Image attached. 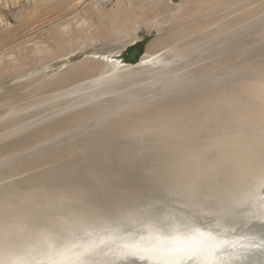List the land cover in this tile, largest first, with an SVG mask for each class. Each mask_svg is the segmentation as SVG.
<instances>
[{"label":"rangeland","instance_id":"374dc122","mask_svg":"<svg viewBox=\"0 0 264 264\" xmlns=\"http://www.w3.org/2000/svg\"><path fill=\"white\" fill-rule=\"evenodd\" d=\"M33 1L32 0H0V32L2 31L0 33V53L1 52L6 53V55L8 54L7 56H9L12 59L13 55L11 52L16 51L15 55L21 58L19 59L16 56H14V58L16 57L17 60H20L16 62L17 64L14 62L13 63L14 66L12 65V63L11 64L9 63V61L12 62L13 60H9L7 64L11 65V66L9 65L10 68H8V66H6L5 63L7 62L6 61L7 58H5L6 60L2 59L5 63L4 64L5 66L3 64L0 65L2 67L4 66L3 69H5L3 71L0 67L1 70L0 107L1 105L2 108L3 106L5 107L3 109L2 108L0 109L1 111L0 112V123H1L0 124V264H16V262L17 264L20 263L26 264L29 261V258H32L31 253L27 252L28 248L32 245H35V243L36 244L38 243V245H40L46 242L47 240H50L51 238L48 236L59 239L58 241L54 242L52 248L53 252H51L52 256L49 257L51 259L54 258L53 262L52 260L34 261L32 264H67L66 256L70 253L61 255L59 251L62 247L61 240H64V238L67 237V234H69V232L72 231V230L69 231L70 229L72 228L82 229V227L85 226L86 223L85 221L82 220L83 218H81L85 212H87V214L90 215L98 214V217L104 219V222H108V221H110L108 223L113 222V224L112 223L110 224V226L112 225L111 227L109 226V224L107 225V227H110L111 229L112 227H115L117 223L119 224V226H121L119 220L117 222V219H119L118 217L117 218L115 217L117 223L116 222L114 223V219L112 217L113 214L114 216L115 215L119 216V214H122L124 211L128 209H135L137 208V206H139L138 208L141 210V211L139 210V212L142 213L141 217L144 220L150 219L149 220L150 222L147 220L148 223L160 227L158 232L157 231L158 227L156 226L155 231H157L158 233H155V231H152L153 225L152 226L150 225L151 229L149 232L150 233L152 232V235L150 236H153V234H157L156 236L160 235V237L163 236L162 238L163 239L166 238L165 239L166 242H168L169 240H167L165 233L171 232L174 234L176 230L180 228L183 222L196 224L197 226L210 225L211 227H213L214 225L215 226L214 228L222 232L223 237H229V238L239 237L231 245L228 246H231V249L233 248V250H237L235 248L239 247L240 250L234 251V253L225 252L222 250V252H219L218 256H216L217 255L216 254V255H212L209 258H206L210 261V264H264V220H262L264 218H261V220L253 219L254 217L253 214L256 215L257 218L264 215V205H262L264 204L263 203L264 184L261 185L262 187L260 186V188H258V191L257 190L256 192L253 191L254 193L251 190V194H250V191L247 190L250 194L249 195L250 197L247 196L246 198L247 202L245 201V199L243 200L244 202H242V200L239 199L240 202H242L240 204L238 203L239 200L237 201L236 207L241 205L243 206V208L242 207L236 208L235 206L232 205L233 209H236V211L240 208V210L237 211L238 215L234 214L233 216H239V213L241 212L240 214L242 216L240 215V218L241 217L245 218L247 214L253 213L252 216H250L246 220V221L252 220L250 223L251 225L247 229L244 228L245 231L242 232V229L240 230L237 227L234 226L232 227L229 224H227V222L229 221L227 218L224 219L221 218L222 216L221 214L223 215L227 214L228 216V211H229L228 209H223L225 212H221V214L217 215V212L214 211L215 207H212L211 205L202 206L203 204L201 203L202 199H198L195 197L190 199L189 197L185 196V194H178L176 192L177 190H175L176 189L175 187L170 185H165V181L169 180L170 182H172L173 177L171 178L166 175L157 176L155 171L152 170L157 166V163H154L152 160L150 161L148 160V156L151 150L156 149L159 141L156 140L144 141L143 146L139 148L138 143L140 144V141L142 140V136H144L145 134L143 132H138L137 130L133 132V135L130 138H128V140L124 139L121 136L119 137L115 136L118 138H116L113 141L114 143H110L108 141L113 136L112 131L114 130V128L119 126V123L121 121H107L111 119V117L113 118L114 116L120 115L127 111L135 110L137 108L143 109V111L146 112L150 111L149 109H153L155 107L165 108L167 105L170 104L169 101H166V99L169 98L167 97L169 94H171L172 92L180 91L181 89L187 87L188 85L197 84L198 81L194 80L197 77V72L196 75H193V72H191L187 76L188 81L180 85L179 88L177 89H167V90L163 89L162 91L157 93H155L154 91L152 92L147 91L144 93L142 92L137 93L130 98L128 96L125 97V92L130 90L133 86H135L134 83L136 82H134L133 85H130L129 87H124L123 86L124 79L132 77L136 73L137 74L146 73L147 67H149V65L152 63L153 60L160 59L161 61L163 60L168 61L169 59H171L170 52L173 53L181 49L192 53V56L195 58L193 61L195 62L197 60L198 65L203 64L202 70L205 71L206 76L209 75L210 77H217V75H219L218 77L220 78H219L218 87L221 88L222 92L223 90L229 92V90L237 88L239 89L237 93L240 95V97L246 96L247 94L251 95L253 93H256L257 95L262 94L264 92V81L260 82V80L264 78V0H242V1L241 0H224V1L206 0L205 1L206 4L203 1L204 4L202 3L203 5H200V7L202 6L210 7L211 9L210 10L204 9L203 11H200L201 13L197 12L196 14H193L192 9L188 8L195 2L193 0H188V1L168 0L167 2H165V5H160L159 3L158 7L160 6L162 10L165 11L168 10L169 8L172 10L175 9V16L184 17L182 22H184L185 30L187 29L189 36L188 38H182V40H179L174 45L164 47L161 44L163 40L162 36L161 39H159L161 40L159 41L161 43L155 42V39H157L156 37L158 36L156 34H159L160 32H162V30L164 31L165 29L167 30L169 21L164 22V24H166L165 25L166 27L163 25V23H160L156 27L155 25H153V23L148 24V20H147L146 21L147 27H145L146 23L142 24V22H140L141 20L138 19L141 24L138 21L137 24L139 23L138 25L141 28V30L137 26L138 28L135 29L133 32L131 30L130 33L131 35L129 34V36L128 35L126 36L128 38H130L131 36L132 38H134L135 36L134 34H136L135 31L137 30V32H139V38L137 39V46L138 45L139 46L134 47L133 50L131 51L132 55H134L135 53L134 57L129 56L130 47L121 46L117 49L118 52L117 53L114 52L113 54V51H115L117 46L113 47L110 45L108 48L106 47V49H108L107 51L103 49L105 47L101 49V46L107 40L103 41L102 43L99 42V39L100 41H102V39L105 38L103 37L102 33L103 30L107 29L109 26L105 28L104 26L105 25L107 26L108 22L110 21V19H108V21L106 19H103L104 17V15H102L104 14L103 11L107 12L108 14L111 13V10H113L114 7L116 6H119V3L122 5L123 2H121V0H118L120 1L118 4H116L117 0H100V1L99 0H95V1L94 0H82V1L62 0L64 2H61L60 0V1H56L57 3L53 2L54 4L52 3L50 6V7H54L55 5L59 4L58 6L60 7V5L62 6L65 3L66 7L65 5H63L61 7L62 9L58 8V6H55V8L57 7L56 8L57 11L55 8H54L55 10L53 8L51 9L47 8L49 10L48 11L47 9H45L46 6L43 4L39 5L40 6L39 9L38 7L39 3L37 2V0H35L37 2V6H35L36 4ZM129 1L131 0H125L123 4L126 6L127 10L129 9L128 7H130V5H126L129 3ZM66 2L68 4H66ZM228 2H230V4H227ZM23 4L24 6H22ZM26 4L31 9L28 10V6ZM86 4L89 6V7L87 6V9L88 8L90 9V7H92V11L94 13L95 12L97 13V11H99L98 13L99 16L95 14V16L93 15L92 17L93 19H96V21L88 17L90 21L87 22V24L89 23L90 25V22L93 23L95 22L98 26L95 23L94 24L91 23L90 26L92 28L95 27L94 29H96L97 27L95 32L98 34V31L99 32L102 31V33L100 32V34L102 35L99 34L96 35L94 30L88 26V29L85 30V33L88 30V32L86 33L88 35L85 36L86 37L85 39L89 37L87 39L88 45L90 42L89 46L83 44L86 46V48L84 47L85 48L84 50L83 49L78 50L77 48L78 51L72 50L71 53L69 52L70 54L67 53L68 55L61 54L60 57L61 56L66 57L63 58V60L59 56H57L58 58H56L58 60L53 59L52 61H49L47 59H44L47 65L43 63L44 61L42 62V59L40 61L35 60L36 58H39L37 57L39 55V51L37 54H35L36 52H34L36 57H34L33 54V57L30 56L28 58L29 60H31L30 58H32L33 60H35L36 63L39 61V67H38V63L37 66H34L35 62L33 60L29 62V60L24 58L29 54V52L32 51V49L30 48L32 47V44L30 45L29 41L31 42L34 41V39H36V35H38L37 37L39 36L43 37L41 33L44 34L45 32H48L51 34V36L52 35L54 36L58 32L57 33L58 36L56 35L55 36L56 39H55L54 37L51 36L48 37L49 34L45 33L44 36L46 37L47 35V37L46 38L43 37V38L47 40H49V38L52 39H50V41H47L39 37V39L41 40L36 39L35 40L36 42L34 41L33 45L34 43L36 45V43L38 44V42L43 40L45 43L51 42L50 44H52V46L54 45L53 43H55L56 44L55 46L57 47L60 40L59 39L57 41V38H60L61 36L60 34L62 35L65 34V36H61L62 38V37H68L70 34H74L75 32H76L75 35H73L75 38L76 37L78 38L80 36L83 37L84 39L85 34L82 31H81L82 33H80L79 29L82 28L81 27L82 25L87 26V24L86 25L84 24L85 23L84 21L87 19L86 16H88V14L91 13V11L89 10L87 11L85 6ZM41 5L43 8L41 7ZM217 5L219 7L218 10L216 9L218 8ZM20 6L24 8L23 9L21 8L20 10L19 8ZM32 6H34L35 10H32ZM24 9L25 10L27 9L28 11L31 10V13L28 12L29 16L26 14L27 10L23 11ZM42 9L44 12H41L40 15L39 13L40 11H42ZM207 10H209L210 12ZM79 11L81 14H79ZM182 11H186V13H183ZM18 12L20 13L24 12L25 14L23 13L21 14L28 16V18H30L31 16L34 17L35 15H36L35 17H37V15L39 14L40 16L38 15V17L40 18L37 20L34 19L35 17L31 19L32 18L31 17L30 19L31 21H33V24L30 21V19H28L29 21L25 19L27 21L26 24L25 23L26 21L24 22L23 20L24 18L22 19L21 16L19 17L20 20L16 18L20 14ZM32 12L36 14H33ZM77 12H78V18L79 16L84 17L85 20L81 17L83 19V20L81 19L83 24L76 23L78 21H81L80 19L78 20L77 16L75 20L73 19V17H75L74 15H76ZM82 12L86 13V16L82 15L83 14ZM93 12L92 14H94ZM179 12L182 13L179 14ZM42 13L43 14L48 13V15L50 13L51 17L49 16L50 17L49 18L48 16L42 15ZM107 13L105 14L107 15ZM209 14H213V15L211 16ZM162 15L164 16V14ZM195 15L197 16L195 17ZM42 16L44 18L47 17L45 19L43 18L44 20L46 19L47 20L43 21ZM70 16H73L71 18L75 22H72L71 18H68ZM52 17L55 19L52 20ZM98 17L99 19L100 18L101 19L99 20ZM21 20H23L22 23L24 26H21L19 29V26L22 24ZM172 20L173 21L176 20V17L172 18ZM35 21L37 23H35ZM52 21L56 22L57 24L52 23ZM43 22L44 24H41ZM135 22L133 21L134 24ZM60 23L61 24L65 23L63 24V27L60 28H62V31L64 30V32L69 31V34L68 33L63 34V32L61 33V30L59 28L57 29H59L60 32L57 29L56 31H54L55 26L59 27L61 25ZM73 23L80 24V27L79 25L76 26L75 24L76 26L75 31L74 30L71 31L72 29L75 28V27L71 28L70 26V24L73 25ZM34 24H36V26ZM100 24L102 25L104 24V25L100 26ZM212 24L214 25L212 26ZM216 24H220V25H216ZM68 25L70 26L69 30L65 29V27L68 28ZM151 25L154 26V28L152 27L153 29H151ZM46 27H48L49 30H51L54 27V29L51 30L54 32L46 31L48 29ZM98 27L99 29L102 28L104 29L99 30ZM215 29H217L218 31L215 32ZM16 30L19 31L16 32ZM38 30L41 32H39ZM209 30H211L212 32ZM36 31L38 32V34H36L37 33ZM77 32L80 35L77 36L76 35ZM91 32H94L96 36H92L93 34ZM250 32L252 33L250 34ZM31 35L35 37L33 38V36ZM73 36L72 35L69 36L71 37L70 41ZM97 36L98 37L100 36V38H98ZM93 37L98 39L96 40ZM90 38L95 39L96 42L94 41L92 42ZM78 40H82V38ZM133 40L134 39H132V41ZM24 41L25 42L27 41L26 44L24 43ZM52 41L54 42L52 43ZM94 43L96 44L94 45ZM39 44H41V42ZM14 45L16 48L14 47ZM36 46L39 47V45ZM95 46L98 47V49L97 50L95 49L94 51V48H96ZM152 46L156 50L154 54L149 52L151 48L153 49ZM34 47L35 46H33L32 48L34 49ZM9 48L12 51H10ZM135 48H139V49L137 50ZM204 48H208V49H204ZM28 49L31 50L29 51ZM215 49H219V51L212 52ZM23 50L24 51L28 50L29 52L28 53L25 52L26 55L22 58V55L25 54ZM104 50L106 52H104ZM97 51H99L100 55ZM237 51L242 53L239 54ZM231 52L233 53V55ZM6 55L4 54V57ZM0 57L2 58L3 56L0 55ZM85 57H87V59ZM24 59H26L27 63H29L28 65L24 64L26 63V61H23ZM14 60L17 61L16 59ZM46 60L48 62H54L55 60L57 63L56 62L49 63V65L53 64L52 66L51 65L49 66ZM65 60H67V63ZM160 60L155 62V64H157V67H159V63H161ZM74 62H76L75 64L77 66L75 64H73L74 66L72 65V63ZM85 62H87L89 65H87V63ZM68 63H70L71 67L69 66ZM23 64L25 69H22ZM41 64H44V66ZM101 64L104 65L102 66ZM110 64L112 68H110L111 67ZM55 65L56 67L53 68V66ZM59 65L61 67L60 71L57 70ZM84 66L86 67L88 66L89 70L91 71L88 73L85 72V74L82 75L83 72L80 71V68L81 67L83 68ZM37 67L39 68V70H36L38 69ZM46 68L47 70H45ZM33 69L36 70L37 72H33L32 71ZM106 69L107 70L110 69V70H108L107 72ZM53 70H56V72ZM84 70L86 71L87 69ZM99 71L102 74H100ZM112 71L117 72L120 76L119 77L115 75L108 76L112 74ZM63 72L64 75L62 76ZM122 72H124V74H121ZM55 73L57 74L55 75ZM71 73H73L72 74L73 77L69 75ZM5 74H7V77ZM1 77H3V80ZM77 77L80 78L78 79ZM57 78L59 81L57 80ZM44 82L47 87L44 85ZM60 82L61 84L65 85V87H60L59 86ZM23 85L25 87H22ZM145 85L146 83L142 82L139 85V87H143ZM73 88L74 90H76L75 93L71 92ZM12 89L14 93H12L13 92ZM15 89L17 90V92ZM251 90H254V92ZM8 94H10V96ZM2 97H5L4 98L5 100ZM226 98H228V95H226ZM20 100H22L24 103H22V101ZM1 101L3 103H1ZM14 101L16 104L14 103ZM82 110L83 113L85 112V114L82 113ZM74 113H76V115H78L77 113H79L78 115L79 119H76L77 121L73 120L74 117L75 118L77 117L76 115H73ZM227 113L228 112L226 111L224 114ZM66 116L69 118L71 116V118L69 119L71 121H69L68 118H66ZM111 122L113 126H108L109 124H111ZM237 122L238 121H226L222 124L223 126L222 129L220 130L215 129L209 132L202 131V133L198 134V137L214 138V139L220 137L219 139L220 141V140H224V138L227 137H234V138L240 137L243 134L249 135V137H253V134L255 133L264 132V119L254 121L249 124H242V121H239L240 123ZM121 129L132 130V127L127 129H124V127H122ZM52 139L54 142L52 141ZM126 142H130V144ZM131 142H134V144ZM102 143H104L105 145ZM106 143L109 146H107ZM178 143H180L179 149H183L187 147L189 148L191 147L192 144V142L182 140L181 138H180V142ZM231 143L234 144L235 143L234 140ZM247 144L249 145L248 146L245 145V148H243V150H241L239 154L243 155L245 152H248L249 148L254 144V141H251L250 143ZM87 145H91L92 150L90 146L87 147ZM102 145L104 146V148L102 147ZM114 145L119 149L124 148L125 150L124 149H121L120 151L116 150L117 152L119 151L118 153H116L115 151H110V149H112L111 147L114 148ZM101 148L102 150H100ZM105 148H109V149H107L106 151ZM135 148L142 149L146 156L143 155L140 156L139 158L137 157L133 158L134 160L132 158H129V160H127L125 156L128 151L126 150L131 151ZM104 149L105 151H103ZM121 152L124 153L122 154ZM216 153L217 152L211 154L210 159L208 160V162H211L209 168L217 165ZM162 156L163 159L161 160H166L171 157V154L164 153ZM156 160L162 162L160 159H156ZM140 161L145 162L144 165L139 166ZM74 163H76L77 166ZM233 169L234 168L227 169L225 167H222V163H220L218 165L217 170L218 171L220 170L222 173H224L225 171H227L226 173H231ZM253 173H254L253 179H255L256 181H258V177L264 178V168L255 170ZM138 175H141L142 177H146L148 180L144 178L138 180L136 179ZM90 177L93 178L91 179ZM191 177L192 178L190 182H197L196 177L193 174L191 175ZM165 178H170V179H165ZM9 187H11L10 190L11 192L6 191L7 188ZM117 193L118 196H116ZM133 193L134 194L137 193V195H133ZM249 198L252 199L250 200ZM190 201H192L191 203H193L194 205L193 206L190 205V207L187 208V206L190 204L189 203ZM179 213L182 214L181 217L180 215L177 216V214ZM213 213H215L214 217L207 218L208 215ZM242 213H247V214L246 215L244 214L243 216ZM108 216H111L112 218L109 217L108 219ZM171 222H173V224L174 223L176 224V225L174 224V226L172 225L174 229L176 228V226H178V228L174 230L171 224L170 226L168 225L165 226L166 224H169ZM179 222L181 223V225ZM143 223L146 225V221L142 222V224ZM144 224L141 225L140 227L143 226L142 228L144 229L147 226L146 230H149L148 229L149 225L145 226ZM216 225L217 226L219 225L220 227L219 226L216 227ZM128 226L124 227L125 229L123 228V234H124L123 237H125L126 235L129 237L131 236ZM95 227L93 226V229H95L98 232H100L102 229L100 228L99 230L98 229L99 226H95ZM161 227H164L166 230L168 227V229L170 230L172 229V231L167 230L166 232L165 229H164L165 231H163ZM127 228L128 231L126 230ZM130 228L135 229L134 227H130ZM140 229L141 228L138 229L139 233L133 232V234L136 235V238L134 239H137L139 236L142 237L143 235H146V233H148V232L145 233L146 231L145 229L144 232L142 230L140 232ZM161 229L162 231H160ZM124 230L125 232L127 231L128 233L125 234ZM132 230H130L131 234H132ZM202 230L204 229L202 228L201 231ZM49 231H52V233ZM106 231L105 232L102 231L101 235L97 232V235L99 234V237L97 236L98 238L95 239V242L93 241L94 245L96 243L95 245L96 249L99 245L102 244L104 240L116 241L117 237L115 238L112 237L118 236L119 238L122 235V232L121 234L118 232H116L115 234V232H111L110 230L108 233ZM160 232L162 233L165 232V233L161 234ZM142 233L143 235H140ZM104 234L105 235L109 234V236L106 235L107 237L105 236L103 238ZM147 236L150 238L149 235H146L144 237ZM156 236L154 237L157 238L156 240H158L159 237ZM120 238H122V236ZM155 238H153V240H155ZM163 239L160 238V240L158 241L162 240V242H164ZM217 240H220L219 237L217 238ZM245 240L251 242L248 245L241 244L242 243L241 241H245ZM87 245L84 244L83 246L89 247L92 246L93 244L88 246ZM244 246L247 247L248 251L247 250L246 252L241 251L242 247ZM92 247H90V249H92ZM93 250L94 249H92V251ZM102 253H107L103 255L101 254L102 255L101 260H104L105 262L110 255L109 252L107 251H103ZM257 253H259L261 256L256 255ZM187 257H188V253H184V252L180 253V255L178 254L172 256L170 255L163 256V258L166 259V261H168L165 264H170V263L192 264L190 259H189L190 262L189 260H187L188 259ZM14 260L15 263H13ZM73 260H76L77 264H79V257ZM133 260H136L135 264H147L149 262L147 258L144 257H139V258L134 257ZM57 261H59V263H57ZM160 263L162 262L160 261Z\"/></svg>","mask_w":264,"mask_h":264},{"label":"bare ground","instance_id":"6f19581e","mask_svg":"<svg viewBox=\"0 0 264 264\" xmlns=\"http://www.w3.org/2000/svg\"><path fill=\"white\" fill-rule=\"evenodd\" d=\"M33 1V0H32ZM56 1H60V0H37V2L39 3L38 4V7H39V9H40V4H43V5H45L46 6V8L45 9H51V8H55V6H58L59 4H57V5H55L54 7H50L51 6V4L54 2H56ZM65 1H68V0H65ZM82 1V0H81ZM95 1V0H94ZM93 1V2H94ZM100 1V0H99ZM168 0H131V1H129V3L128 4H126V5H130V7H128L129 9L127 10V8H126V6L125 5H123L124 4V2H125V0H121V2H123L122 3V5L119 3L120 1H118L117 0V3L116 4H118L119 3V6H116V4H115V6L116 7H114V9L113 10H111V13H107V12H105V11H103L102 9V11L104 12V14H102V15H104V17H103V19H106L107 21H108V19H110V21L108 22V24H107V26L105 25L104 26V28L105 27H108L107 29H104V28H102V29H99V27L100 26H103L102 24H100V26L98 27V29L99 30H103V33H102V31H100L102 34H103V37H105V38H103L102 36V38L103 39H105V40H103L102 39V41H100V39H99V42H103V41H106L102 46H101V49L103 48V47H105V48H103V49H105V50H107L108 51V49H106V47L108 48L110 45L111 46H117V48L115 49V51H113V54H114V52L115 53H117L118 51H117V49L119 48V47H121V46H126V47H130V51H129V56H133L134 57V55H135V53H134V55H132L131 54V51L133 50V48L134 47H138L137 46V39L139 38V32H137V30L135 31L136 32V34H134V33H132V34H134L133 36H134V38H132V36L130 37V38H128V37H126L127 35L129 36V34L131 33V30H132V32L135 30V29H137L138 27H139V23L140 22H142V24L144 23H146V26L145 27H147V20H148V24L150 23V24H152L153 23V25H155L156 27L160 24V23H163V25L165 26L166 24H164V22L166 21V22H168L169 21V24H168V26H167V30L165 29V27H164V29H165V31L164 30H162V32H160V33H162V34H156V35H158L156 38L157 39H155V42H159V41H161V40H159V39H161V36H162V38H163V40H162V43L161 42H159V43H161L164 47H166V46H171V45H174L176 42H178L179 40H182V38H188V36H189V33L187 32V29L185 30V26H184V22H182V20L184 19V17H182V16H175V9L174 10H172V9H168V10H162V8L159 6L158 7V5H159V3H160V5H165V2H167ZM180 1V0H179ZM188 1V0H187ZM193 1H195L191 6H189L188 8H191L192 9V12H193V14H196L197 12H200V11H203L204 9L206 10V9H211L210 7H200V5H203L204 3H205V1L206 0H193ZM203 1H204V3H203ZM219 1V0H218ZM222 1H224V0H222ZM242 1V0H241ZM33 2H35V4H32V5H35V6H37V2L34 0ZM61 2H64V1H62L61 0ZM214 2V1H213ZM231 2V1H230ZM230 2H228L227 4H230ZM233 2V1H232ZM53 3V4H54ZM57 3V2H56ZM77 3V2H76ZM127 3V2H126ZM175 3V2H174ZM203 3V4H202ZM219 3V2H218ZM261 3H263V2H261ZM25 4V3H24ZM24 4L22 5V6H24ZM66 4H68L67 2H66ZM79 4V3H78ZM81 4V3H80ZM88 4H89V1H88ZM180 4V3H179ZM206 4V3H205ZM27 5V4H26ZM63 5H65V3L63 4ZM62 5V6H63ZM105 5V4H104ZM186 5V4H185ZM22 6H20L19 8H20V10H21V8H22ZM28 6V5H27ZM44 6V7H45ZM61 5H60V7L58 6V8H61L62 7ZM68 6V5H67ZM76 6V5H75ZM86 6V9H87V4L85 5ZM91 6V5H90ZM93 6V5H92ZM173 6V5H172ZM219 6H221V5H219ZM225 6V5H224ZM228 6V5H227ZM31 7V6H30ZM41 7H42V5H41ZM65 7H66V5H65ZM64 7V8H65ZM89 7V6H88ZM97 7V6H96ZM99 7V6H98ZM102 7H103V5H102ZM217 7H218V5H217ZM240 7V6H239ZM24 8V7H23ZM22 8V9H23ZM26 8V7H25ZM34 8V6H32V10H35V8ZM43 8V7H42ZM57 8V7H56ZM55 8V9H56ZM75 8V7H74ZM79 8V7H78ZM81 8V7H80ZM84 8V7H83ZM174 8V7H173ZM221 8V7H220ZM229 8V7H228ZM29 9H31V8H29V6H28V10ZM37 9V8H36ZM38 9V10H39ZM47 9V10H48ZM54 9V10H55ZM62 9V8H61ZM95 9V8H94ZM110 9V8H109ZM213 9V8H212ZM217 10L219 9V7L218 8H216ZM224 9H225V7H224ZM27 10V9H26ZM25 9L23 10V11H26ZM27 10V12H26V14L29 16V14H28V12L29 13H31V10L30 11H28ZM46 10V11H47ZM60 10V9H59ZM58 10V11H59ZM91 11V13H89L88 14V16H86V13H83L82 15H84V16H86V20H88V21H86L85 19H84V17H82V16H79V18H78V12H77V14L76 15H74L75 17H73V16H70V17H68V18H71V17H73V19L75 20L76 19V16H77V18H78V20L80 19H84L85 21V25L87 24V22H89L90 20H89V18L88 17H90L92 20H95L96 21V19H93L92 17H93V15L95 16V14H97L98 15V13H99V11H97V13L95 12H93L92 11V7H90V9L88 8L87 9V11ZM100 10V11H101ZM209 10H207V11H209ZM215 10V9H214ZM16 11H19V10H16ZM45 11V12H46ZM49 11V10H48ZM56 11H57V9H56ZM223 11V10H222ZM41 12H44L43 11V9H42V11H40V13L39 12H37V13H39L40 15H41ZM61 12V11H60ZM69 12V11H68ZM85 12V11H84ZM92 12L94 13V14H92ZM102 12V13H103ZM183 13H186V11H182ZM181 12V13H182ZM210 12V11H209ZM18 13H20V12H18ZM17 13V14H18ZM21 13H23V14H25L24 12H21ZM19 14L18 15V17H16V18H18L19 20H20V16H21V18L24 20V22L27 20V21H29L28 19H30V18H28V16H25V15H23V14ZM33 14H36V13H34V12H32ZM105 13H107V15L105 14ZM180 12H179V14H181ZM201 13V12H200ZM208 13V12H207ZM206 13V14H207ZM215 13H216V11H215ZM219 13V12H218ZM38 14V15H39ZM79 14H81L80 13V11H79ZM101 14V13H100ZM162 14H164V16L162 15ZM188 14H189V12H188ZM203 14V13H202ZM247 14V13H246ZM16 15V14H15ZM22 15H23V17H22ZM32 15V14H31ZM38 15H37V17H32L31 19H39L40 17H38ZM39 15V16H40ZM42 15H45V16H50V13H49V15H48V13L47 14H43L42 13ZM162 15V16H161ZM185 15V14H184ZM199 15V14H198ZM208 15V14H207ZM207 15H205V16H207ZM209 15H213V14H209ZM62 16V15H61ZM99 16V15H98ZM176 17V20H172V18H174V17ZM197 15H195V17H196ZM204 16V15H203ZM202 16V17H203ZM254 16V15H253ZM13 17H14V15H13ZM25 17H27V18H25ZM51 17V16H50ZM49 17V18H50ZM82 17V18H81ZM101 17V16H100ZM189 17V16H188ZM194 17V16H193ZM249 17H250V15H249ZM258 17V16H257ZM44 17L42 16V20L43 21H46V20H44L45 18H47V17H45L44 19H43ZM62 18V17H61ZM60 18V19H61ZM66 18V17H65ZM95 18V17H94ZM240 18V17H239ZM14 19V18H13ZM26 19V20H25ZM31 19H30V21H31ZM53 19H55V18H53L52 17V20ZM59 19V18H58ZM73 19L71 18V20H72V22H75V21H73ZM82 19V20H83ZM98 19H99V17H98ZM97 19V20H98ZM101 19V18H100ZM99 19V20H100ZM138 19H140L141 21L139 22V20ZM205 19V18H204ZM207 19V18H206ZM235 19H237V18H235ZM242 19V18H241ZM17 20V19H16ZM23 20H21V23L23 22ZM36 20V21H37ZM41 20V19H40ZM39 20V21H40ZM57 20V19H56ZM55 20V21H56ZM65 20V19H64ZM82 20L81 21H78V22H76V23H81V24H83V22H82ZM114 20V21H113ZM135 20H136V22H135ZM196 20V19H195ZM199 20H200V17H199ZM223 20V19H222ZM27 21L25 22L26 24H27ZM35 21V23H37ZM49 21V20H48ZM70 21V20H69ZM77 21V20H76ZM102 21V20H101ZM114 23H113V22ZM133 21L135 22V24L133 23ZM137 21L139 22L138 24H137ZM149 21H151V22H149ZM204 21V20H203ZM207 21V20H206ZM230 21V20H229ZM236 21V20H235ZM241 21V20H240ZM32 22V24H33V21H31ZM62 22V21H61ZM71 22V21H70ZM100 22V21H99ZM113 23V25H112V23ZM132 22V23H131ZM186 22V21H185ZM219 22V21H218ZM18 23V22H17ZM39 23V22H38ZM52 23H56V22H53L52 21ZM59 23V22H58ZM75 23V24H76ZM91 23H93V22H90V25H91ZM95 23V22H94ZM93 23V24H94ZM98 23V22H97ZM101 23V22H100ZM103 23V22H102ZM105 23H107V22H105ZM203 23V22H202ZM222 23V22H221ZM220 23V24H221ZM229 23V22H228ZM233 23H234V20H233ZM26 24H25V26H26ZM41 24H44V22L43 23H41ZM57 24V23H56ZM61 24V23H60ZM63 24H65V23H63ZM63 24H61L59 27L57 26H55V30L54 31H56V29L57 28H59L60 30H61V33L63 32V34L64 33H68L69 34V31H67V32H64V30L62 31V28H60V27H63ZM67 24H69V23H67ZM75 24L73 23V25L72 24H70V26H71V28L72 27H75L74 29H70L71 31H75V29H76V26L77 25H79V27H80V24H76V26H75ZM96 24V23H95ZM110 24V25H109ZM134 24V25H133ZM141 24V23H140ZM185 24H187V23H185ZM196 24V23H195ZM220 24H216V25H220ZM16 25V24H15ZM29 25H30V23H29ZM35 26H36V24H34ZM33 25V26H34ZM40 25V24H39ZM38 25V26H39ZM49 25H50V23H49ZM89 25V23L87 24V26H84V25H82L81 27V29H79V31H80V33H82V32H84V39L86 38L85 36L86 35H88V34H86L87 32H88V30L86 31V33H85V30L86 29H88V26L90 27V28H92L91 26ZM97 25V24H96ZM96 25H94V26H96ZM214 24H212V26H213ZM21 26H24L23 25V23L19 26V29H20V27ZM34 26V27H35ZM41 26V25H40ZM43 26V25H42ZM47 26V25H46ZM66 26V25H65ZM69 25H68V28L67 27H65V29H67V30H69V27H70ZM93 26V25H92ZM98 26V25H97ZM138 26V27H137ZM199 26V25H198ZM207 26V25H206ZM224 26H225V24H224ZM228 26V25H227ZM233 26V25H232ZM16 27V26H15ZM31 27V26H30ZM34 27H32V28H34ZM78 27V28H79ZM84 27V28H83ZM136 27V28H135ZM154 28V26H152L151 25V29H153ZM155 27V28H156ZM217 27V26H216ZM259 27V26H258ZM38 28V27H37ZM46 28H48V27H46ZM51 28V27H50ZM95 27H93L92 29L94 30V32H95V30L97 29V27H96V29H94ZM144 28V27H143ZM206 28V27H205ZM232 28V27H231ZM23 29V28H22ZM26 29V28H25ZM24 29V30H25ZM29 29V28H28ZM41 29V28H40ZM54 29V27L51 29V30H53ZM59 29H57V30H59ZM139 29L141 30V28L139 27ZM139 29H138V31H139ZM149 29H150V26H149ZM157 29V28H156ZM252 29H254V28H252ZM44 30V29H43ZM42 30V31H43ZM51 30H49V28L46 30V31H50V32H54V31H51ZM60 30H59V32H60ZM90 30V29H89ZM93 30H91V31H93ZM201 30V29H200ZM212 30V29H211ZM211 30H209V31H211ZM214 30V29H213ZM19 30H16V32H18ZM21 31V30H20ZM31 31H33V30H31ZM39 31V30H38ZM78 31V32H79ZM82 31V32H81ZM190 31V30H189ZM216 31H218L217 29H215V32ZM226 31V30H225ZM224 31V32H225ZM253 31V30H252ZM256 31H257V29H256ZM2 32V31H1ZM0 32V33H1ZM14 32H15V30H14ZM37 32V31H36ZM39 32H41V31H39ZM44 32V31H43ZM78 32H77V36L78 35H80V34H78ZM90 32V31H89ZM94 32H91L93 35L92 36H96V35H102V34H100V32L98 31V34L96 33V35H95V33ZM165 32V33H164ZM192 32V31H191ZM212 32V31H211ZM222 32V31H221ZM29 33V32H28ZM32 33V32H31ZM46 34L48 33V32H45ZM44 33V34H45ZM56 33V32H55ZM58 33V32H57ZM55 34L54 36L52 35L51 36V34L50 33H48L49 34V36L48 37H54L55 38V36L57 35L58 36V34ZM73 33V32H72ZM76 33V32H75ZM75 33L74 34H70V35H75ZM154 33V32H153ZM164 33V34H163ZM214 33V32H213ZM252 32H250V34H251ZM19 34V33H18ZM36 34H38V32L36 33ZM44 34H42L41 33V35L43 36V37H45L44 36ZM52 34H54V33H52ZM193 34H194V32H193ZM211 34V33H210ZM249 34V35H250ZM253 34H255V33H253ZM30 35V34H29ZM35 35V34H34ZM61 36H65V34L64 35H62V34H60ZM69 35V36H70ZM131 35V34H130ZM160 35V36H159ZM16 36V35H15ZM19 36V35H18ZM31 36H33V35H31ZM38 35H36V39H39V37H41V36H39V37H37ZM61 36H60V38H57V41L59 40V43H58V45H57V47L55 46L56 44L55 43H53L54 41H52V43L54 44L53 46H52V44H50L49 42H44L43 40V42L42 41H40L41 42V44H39L40 42H38V44L36 43V45H39V47L38 46H36L35 45V43H34V45H33V42L36 40V39H34V41H29V40H27V41H29V43H30V45L32 44V47L33 46H35V47H37V48H35L34 47V49L32 48V47H30L31 49H32V51L31 52H29L28 50L27 51H24L23 50V52L25 53V52H29V54L26 56V57H24L25 55H26V53L25 54H23L22 55V58L24 57V58H26L27 60H29L28 58L30 57V56H32L33 57V54H34V52H36L35 54H37L38 53V51H39V55L37 56V57H39V58H34L36 61L37 60H41L42 59V62L44 61V59H47V60H49V61H52L53 59H56V58H58L57 56H59L60 57V55L62 54V55H65V54H67V53H71L72 52V50H77V48H78V50L79 49H85L86 48V46L88 45L87 43H88V38L89 37H87V39H83V37H72V39H71V41H70V38L71 37H62L61 38ZM82 36V35H81ZM210 36V35H209ZM35 36H33V38H34ZM43 37H41L42 39H44V40H47V39H45L46 37H47V35H46V37L45 38H43ZM98 37V36H97ZM140 37H141V35H140ZM29 38V37H28ZM33 38H32V40H33ZM82 38V40H78V39H81ZM93 38H95V37H93ZM91 39L92 40V42L94 41V42H96L95 41V39L97 40L98 38H100V36L98 37V38H95V39ZM153 38V37H152ZM209 38V37H208ZM50 39H52V38H49V40H47V41H50ZM56 39V38H55ZM132 39H134L133 41H132ZM191 39H192V37H191ZM202 39V38H201ZM200 39V40H201ZM205 39V38H204ZM39 40H41V39H39ZM26 41V42H27ZM38 41V40H37ZM75 41V42H74ZM114 41V42H113ZM199 41V40H198ZM202 41H204V40H202ZM26 42L24 41V43L26 44ZM36 42V41H35ZM153 42V41H152ZM192 42V41H191ZM195 42V41H194ZM201 42V41H200ZM43 43V44H42ZM76 43H77V45H76ZM100 43V44H101ZM149 43H150V41H149ZM24 44V45H25ZM83 44H85V45H83ZM93 44V43H92ZM96 43H94V45H95ZM189 44V43H188ZM10 45V44H9ZM15 45H17V44H15ZM15 45H14V47H15ZM76 45V46H75ZM89 45H90V42H89ZM88 45V46H89ZM98 45H99V43H98ZM155 45V44H154ZM158 45V44H157ZM21 46H23V45H21ZM27 46V45H26ZM13 47V48H14ZM18 47H20V46H18ZM85 47V48H84ZM96 47V46H95ZM146 47V46H145ZM153 47V46H152ZM163 47V48H164ZM4 48V47H3ZM2 48V49H3ZM16 48V47H15ZM22 48V47H21ZM5 49H6V47H5ZM10 49V48H9ZM19 49V48H18ZM95 49L97 50L98 49V47H96V48H94V51H95ZM113 49V48H112ZM135 49H139V48H135ZM162 49V48H161ZM204 49H208V48H204ZM15 50H17V49H15ZM20 50V49H19ZM22 50V49H21ZM44 50V51H43ZM77 50V51H78ZM104 50V52H106ZM145 50V49H144ZM2 51V50H1ZM10 51H12L11 49H10ZM100 51H103V50H100ZM219 51V49H215L214 51H212V52H218ZM242 51H244V50H242ZM7 52V51H6ZM16 52V51H15ZM15 52H11L12 53V55H13V57H12V59L9 57V56H7L6 55V53H0V55L1 56H3L2 58L0 57V60H1V63H0V65L1 64H5L6 63V66H8V68H10L9 67V65L12 63V65L14 66V62L16 63V62H18V61H20V60H17V58H19V56L17 57L15 54ZM22 52V53H23ZM42 52V53H41ZM86 52V51H85ZM93 52V51H92ZM98 53H99V51H97ZM146 52V51H145ZM149 52L150 53H155L156 52V50L154 49V47H153V49L151 48L150 50H149ZM170 52V51H169ZM211 52V53H212ZM238 52V51H237ZM9 53V52H8ZM10 53V54H11ZM14 53V54H13ZM17 53H20V52H17ZM21 53V54H22ZM69 53V54H70ZM98 53H96V54H98ZM103 53V52H102ZM139 53V52H138ZM232 53V52H231ZM231 53H230V55H231ZM235 53V52H234ZM239 54H241L242 52H238ZM237 53V54H238ZM4 54L6 55L5 57H4ZM35 54H34V57H36L35 56ZM104 54V53H103ZM136 54H137V52H136ZM172 54V55H171ZM41 55V56H40ZM68 55V54H67ZM66 55V56H67ZM99 55H100V53H99ZM232 55H233V53H232ZM14 56H16L15 58H14ZM91 56V55H90ZM128 56V57H129ZM237 56V55H236ZM21 57V56H20ZM89 57V56H88ZM127 57V58H128ZM170 57H171V59H169L168 61L167 60H163V61H161L160 59V62L161 63H159V67H157V64H155V62H157V61H159V60H153L152 61V63L149 65V67H147V71H146V73H144V74H141L140 72V74H135V75H133L132 77H129V78H127V79H124L123 80V86L124 87H129L130 85H133V83L134 82H136V83H134V85L135 86H133L130 90H128V91H126L125 92V97L126 96H128L129 98L130 97H132V96H134L135 94H137V93H144V92H147V91H154L155 93H157V92H160V91H162L163 89H177V88H179V86L180 85H182L183 83H185V82H187L188 81V78H187V76L191 73V72H193V75H196V72H197V77L194 79V80H197L198 81V83L197 84H195V85H188L187 87H185V88H183V89H181L180 91H176V92H172L171 94H169L167 97H169V98H167L166 99V101H169L170 102V104L169 105H167L165 108H160V107H155V108H153V109H149L150 111H148V112H146V111H143V109H135V110H132V111H127V112H124V113H122V114H120V115H117V116H114L113 118L111 117V119H109V120H107V121H121L120 123H119V126L118 127H116V128H114V130L112 131V138L108 141V142H110V143H114L113 141L116 139V138H118L119 136H121V137H123L124 139H126V140H128V138H130L132 135H133V132L134 131H137L138 130V132H143L145 135L144 136H142V140L140 141V144L138 143V145H139V148L140 147H142L143 146V142L144 141H148V140H156V141H159V143H158V146L156 147V149H153V150H151V152H150V154H149V156H148V160L150 161V160H152L154 163H157V166L154 168V169H152L153 171H155V173H156V175L158 176V175H160V176H168V177H173V181L172 182H170L169 180H166L165 181V185H170V186H173V187H175L176 189L175 190H177L176 192L178 193V194H185V196H187V197H189L190 199H192V198H198V199H202V201H201V203H203L202 204V206H208V205H211L212 207H215V210L214 211H216L217 212V215L218 214H221V212H225L223 209H228L229 211H228V216H227V214H221L222 216H221V218L222 219H224V218H227L229 221L227 222V224H229L230 226H234V227H237V228H239L240 230L242 229V232H244L245 231V229H247L251 224V221L252 220H248V221H246L250 216H252V214H247V213H242L243 214V216H244V214L246 215L247 214V216L245 217V218H243V217H241L240 218V213H239V216H233L234 214H237V211H239L240 210V208L236 211V209H233V206H235L236 207V205H237V201L239 200V199H241L242 200V202H244L243 200L245 199V201L247 202V200H246V198H247V196L248 197H250L249 195L251 194V190H252V192L254 191V192H256V190L258 191V188H260V186L262 185V184H264V178H259L258 177V181H256L255 179H253V177H254V171L255 170H259V169H261V168H264V132H259V133H255V134H253V137H249V135H241L240 137H227V138H224V140H220L219 141V139H220V137H217V139H214V138H199L198 137V134H200V133H202V131H206V132H209V131H213V130H215V129H218V130H220V129H222V124L224 123V122H226V121H238L237 123H240L239 121H242V124H249V123H251V122H254V121H258V120H260V119H264V92L262 93V94H259V95H257L256 93H253V94H247L246 96H242V97H240V95L237 93V91L239 90V89H237V88H234V89H231V90H229V92H227L226 90L224 91L223 90V92L221 91V88L220 87H218L219 85H218V83H219V78L220 77H218L219 75H217V77H210L209 75H205V71L204 70H202L203 68V64H199L198 65V63H197V60L194 62L193 60L195 59L193 56H192V53H190V52H187V51H184V50H178V51H176V52H173V53H171L170 52ZM5 58H7V60L5 59ZM9 58V59H8ZM16 59L17 61H15L14 59ZM60 58H62V60H63V58H66V57H60ZM59 58V59H60ZM86 59H87V57H85ZM5 59L7 62H5L4 63V61L3 60ZM19 59H21V58H19ZM26 59H24L23 61H26ZM31 60H33L32 58H30ZM93 59H94V57H93ZM97 59V58H96ZM95 59V60H96ZM9 60H13L12 62L11 61H9ZM31 60H29V62L31 61ZM35 60H33L34 62H35ZM46 60V61H47ZM56 60H58V59H56ZM83 60V59H82ZM202 60H204V59H202ZM8 61H9V65L7 64L8 63ZM32 61V62H33ZM39 61L37 62L38 63V67H39ZM66 61V63H67V60H65ZM89 61V60H88ZM105 61V60H104ZM107 61V60H106ZM48 62V61H47ZM56 61L54 60V62H48V65H49V63H55ZM80 62H81V59H80ZM90 62V61H89ZM96 62V61H95ZM95 62H93V63H95ZM37 63L35 62V65L34 66H37ZM44 64H46L45 63V61L43 62ZM57 63V62H56ZM60 63V62H59ZM76 62H74V63H72V65L73 64H75ZM85 63H87V62H85ZM92 63V64H93ZM97 63V62H96ZM105 63V62H104ZM17 64V63H16ZM24 64H26V65H28L29 63H27V61H26V63H24ZM24 64L22 65L23 67H24ZM44 64H41V65H43L44 66ZM64 64V63H63ZM69 64V66H70V63H68ZM98 64V63H97ZM153 64V65H152ZM25 65V66H26ZM47 65V64H46ZM45 65V66H46ZM51 65V64H50ZM49 65V66H50ZM53 65V64H52ZM51 65V66H52ZM57 65V64H56ZM56 65L55 66H53V68L54 67H56ZM76 65V64H75ZM84 65V64H83ZM87 65H89L88 63H87ZM102 65V64H101ZM104 65V64H103ZM102 65V66H103ZM107 65H109V64H107ZM148 65V64H147ZM5 66V65H4ZM3 66V67H4ZM11 66V65H10ZM16 66V65H15ZM18 66V65H17ZM21 66V65H20ZM21 66V67H22ZM63 66V65H62ZM74 66V65H73ZM77 66V65H76ZM110 66H111V64H110ZM1 67V69L4 71L5 69H3V67L2 66H0ZM20 67V68H21ZM22 67V69H25V67L23 68ZM37 67V68H38ZM71 67V66H70ZM79 67V66H78ZM84 67H86V66H84ZM80 68V71H82L81 73H82V75L83 74H85V72L86 73H88V72H90L91 70H89V67L87 66L86 68ZM91 67V66H90ZM7 68V69H8ZM48 68V67H47ZM47 68L45 69V70H47ZM52 68V69H53ZM68 68V67H67ZM73 68V67H72ZM102 68V67H101ZM108 68V67H107ZM110 68H112V66L110 67ZM157 68V69H156ZM56 69V68H55ZM84 69H87L86 71L84 70ZM27 70V69H26ZM36 70H39V68L38 69H36ZM36 70H32L33 72H37ZM44 70V71H45ZM49 70H50V68H49ZM57 70H61V67H60V65H59V67H58V69ZM76 70H78V69H76ZM107 70V69H106ZM108 70H110V69H108ZM108 70H107V72H108ZM2 71V72H3ZM31 71V70H30ZM53 71H55L56 72V70H53ZM64 71V70H63ZM79 71V72H80ZM105 71V70H104ZM0 72H1V70H0ZM20 72H23V71H20ZM93 72V71H92ZM4 73V72H3ZM6 73V72H5ZM32 73V72H31ZM40 73V72H39ZM47 73V72H46ZM67 73V72H66ZM78 73V72H77ZM80 73V74H81ZM99 73H100V71H99ZM1 74V73H0ZM19 74V73H18ZM33 74V73H32ZM37 74V73H36ZM57 73H55V75H56ZM72 74L73 73H71V74H69V75H71L72 76ZM100 74H102V73H100ZM121 74H124V72H122ZM4 75V74H3ZM6 75V77H7V74H5ZM42 75V74H41ZM40 75V76H41ZM45 75V74H44ZM64 75V72L62 73V76ZM66 75V74H65ZM68 75V74H67ZM79 75V74H78ZM81 75V76H82ZM117 76V77H119L120 75L117 73V72H113L112 71V74L111 75H108V76ZM36 76H38V75H36ZM39 76V77H40ZM80 76V75H79ZM93 76V75H92ZM91 76V77H92ZM98 76V75H97ZM123 76V75H122ZM192 76V75H191ZM73 77V76H72ZM2 78V80H3V77H1ZM5 78V77H4ZM61 78V77H60ZM63 78V77H62ZM78 78V77H77ZM80 78V77H79ZM78 78V79H79ZM89 78V77H88ZM124 78V77H123ZM30 80V79H29ZM47 80V79H46ZM57 80H58V78H57ZM1 81V80H0ZM25 81V80H24ZM23 81V82H24ZM33 81V80H32ZM59 81V80H58ZM78 81V80H77ZM261 81H264V78L263 79H261L260 80V82ZM22 82V83H23ZM61 82H63V81H61ZM61 82L58 84L60 87H65V85H63V84H61ZM142 82H145L146 83V85L145 86H143V87H139V85L142 83ZM13 83V82H12ZM21 83V82H20ZM25 83V82H24ZM56 83H58V82H56ZM55 84V83H54ZM260 84V83H259ZM18 85H19V83H18ZM44 85L46 86V84H45V82H44ZM43 85V86H44ZM70 85H71V83H70ZM1 86V85H0ZM15 86V85H14ZM21 86V85H20ZM30 86V85H29ZM80 86V85H79ZM19 87V86H18ZM22 87H25L24 85L22 86ZM47 87V86H46ZM55 87V86H54ZM54 87H53V89H54ZM67 87V86H66ZM100 87V86H99ZM17 89V88H16ZM15 89V90H16ZM128 89V88H127ZM1 90V89H0ZM18 90V89H17ZM17 90H16V92H17ZM24 90H25V88H24ZM42 90V89H41ZM11 91V90H10ZM10 91H8V92H10ZM12 91H13V89H12ZM34 91V90H33ZM54 91V90H53ZM75 91L76 90H74V88H73V90L71 91V92H73V93H75ZM251 91H253L254 92V90H251ZM5 92V91H4ZM8 92H6V93H8ZM27 92V91H26ZM52 92V91H51ZM12 93H14V91L12 92ZM11 93V94H12ZM25 93V92H24ZM33 93V92H32ZM228 93V94H227ZM252 93V92H251ZM4 94V93H3ZM5 95V94H4ZM9 96H10V94H8ZM124 95V94H123ZM226 95H228V98H226ZM0 96H1V93H0ZM11 96H14V95H11ZM21 96H22V94H21ZM25 97V96H24ZM23 97V98H24ZM35 97V96H34ZM3 99L5 98V97H2ZM10 98V97H9ZM124 98V97H123ZM14 99V98H13ZM19 99H21V98H19ZM122 99V98H121ZM0 100H1V98H0ZM5 100V99H4ZM7 100H8V98H7ZM25 100V99H24ZM16 101V100H15ZM15 101H14V103H15ZM20 101H22V100H20ZM32 101V100H31ZM5 102H7V101H5ZM13 102V101H12ZM17 102V101H16ZM1 103H3L2 101H1ZM22 103H24L23 101H22ZM26 103V102H25ZM28 103V102H27ZM8 104V103H7ZM16 104V103H15ZM21 104V103H20ZM5 105V104H4ZM13 105V104H12ZM22 105V104H21ZM20 105V106H21ZM19 106V107H20ZM24 106V105H23ZM94 106V105H93ZM93 106H92V108H93ZM144 106H146V105H144ZM7 107V106H6ZM16 107V106H15ZM18 107V108H19ZM2 108V105H1V107H0V109ZM3 108H5L4 106H3ZM2 108V109H3ZM11 108V107H10ZM22 108V107H21ZM89 108H90V105H89ZM96 108H97V106H96ZM141 108H143V107H141ZM145 108V107H144ZM43 109V108H42ZM82 109V108H81ZM84 109V108H83ZM8 110V109H7ZM86 111V110H85ZM228 112L227 114H224L225 112ZM1 112V111H0ZM81 113V112H80ZM82 113H83V110H82ZM81 113V114H82ZM87 113V112H86ZM78 115H79V113H77ZM83 114H85V112L83 113ZM20 115V114H19ZM73 115H76V113H74ZM78 115H76L77 117L75 118L74 116V119L73 120H75V121H77L76 119H79L78 117ZM22 117V116H21ZM28 117V116H27ZM72 117V118H73ZM80 117H81V115H80ZM83 117V116H82ZM66 118H68V120L71 118V116H70V118L69 117H67L66 116ZM64 119V118H63ZM10 120V119H9ZM60 120H62V119H60ZM59 120V121H60ZM20 121V120H19ZM53 121V120H52ZM58 121V120H57ZM64 121H66V120H64ZM69 121H71V120H69ZM1 124V123H0ZM43 125V124H42ZM126 125V126H125ZM11 126V125H10ZM41 126V125H40ZM108 126H113L112 125V122H111V124H109ZM122 127H124V129H127V128H130V127H132V130L131 129H129V130H123V129H121ZM64 130V129H63ZM103 133V132H102ZM99 134V133H98ZM115 136H118V137H115ZM140 138H141V136H140ZM180 138L182 139V140H186V141H190V142H192V144H191V147H187V148H183V149H179V147H180V143H178V142H180ZM59 139V138H58ZM133 139V138H132ZM138 140V139H137ZM234 140V144L233 143H231L232 141ZM23 141V140H22ZM52 141H53V139H52ZM57 141V140H56ZM123 141V140H122ZM121 141V142H122ZM139 141V140H138ZM138 141H136V142H138ZM217 141V142H216ZM251 141H254V144L249 148V150H248V152H245L243 155H241V154H239V152L241 151V150H243V148H245V145L246 146H248L249 144H247V143H250ZM54 142V141H53ZM59 142V141H58ZM107 142V143H108ZM120 142V143H121ZM10 143V142H9ZM106 143V144H107ZM126 143H128V144H130V142H126ZM131 143H133L134 144V142H131ZM89 144H92V143H89ZM102 144H104V143H102ZM127 144V145H128ZM233 144V145H232ZM105 145V144H104ZM126 145V144H125ZM152 145V144H151ZM28 146V145H27ZM90 146V148H91V145H87V147H89ZM107 146H109L108 144H107ZM107 146H105V147H107ZM119 146V145H118ZM102 147L104 148V146L102 145ZM111 147V146H110ZM116 146L114 145V148H115ZM126 147V146H125ZM130 147H131V145H130ZM99 148V147H98ZM112 149H110V151H115L116 153H118L121 149H124V148H121V149H119L118 147H116L115 149L113 148V147H111ZM139 148H135V149H133V150H131V151H129V150H126V151H128L127 152V154H126V159L127 160H129V158H139L140 156H143V155H145V153H144V151L142 150V149H139ZM89 149V148H88ZM106 149V151H107V149H109V148H105ZM105 149L103 150V151H105ZM91 150H92V148H91ZM100 150H102V148L100 149ZM116 150H119L118 152L116 151ZM125 150V149H124ZM123 150V151H124ZM125 151V152H126ZM215 152H217L216 153V156H217V165L216 166H213V167H211V168H209V165H210V163L211 162H208V160L210 159V156H211V154H214ZM122 153V152H121ZM120 153V154H121ZM124 153V152H123ZM122 153V154H123ZM164 153H170L171 154V157L170 158H168V159H166V160H161V159H163V154ZM139 154V155H138ZM239 155V156H238ZM146 156V155H145ZM236 156V157H235ZM125 159V160H126ZM156 159H160L162 162H160L159 160H156ZM134 160V159H133ZM144 160V159H143ZM124 162V161H123ZM222 163V167H225V168H227V169H229V168H234L232 171H231V173H226L227 171H225L224 173H222L220 170L218 171L217 169H218V165L220 164V163ZM80 163V162H79ZM144 163L145 162H143V161H140L139 162V166H142V165H144ZM74 164H76V163H74ZM119 164V163H118ZM128 165V164H127ZM76 166H77V164H76ZM117 166V165H116ZM119 166V165H118ZM194 175L195 177H196V180H197V182H190V180H191V175ZM155 175V176H156ZM257 175H259V174H257ZM139 176V177H138ZM137 177H136V179H138V180H140V179H147L146 177H142L141 175H138ZM91 179L93 178V177H90ZM165 179H170V178H165ZM126 180V179H125ZM131 180H132V178H131ZM148 180V179H147ZM127 182H129V181H127ZM188 182H190V183H188ZM12 187V186H11ZM11 187H9V188H7V190L6 191H10L11 190ZM262 187V186H261ZM113 190V189H112ZM247 190H249L250 191V194H249V192L247 191ZM116 191H118V190H116ZM11 192V191H10ZM253 192V193H254ZM113 194H115V193H113ZM133 195H137V193H133ZM115 196V195H114ZM116 196H118V193L116 194ZM252 196V195H251ZM250 199V198H249ZM248 199V200H249ZM252 199V198H251ZM250 199V200H251ZM253 201V200H252ZM192 201H190L189 203V205L187 206V208H189L190 207V205L191 206H193L194 204L193 203H191ZM242 202H240V200H239V204L240 203H242ZM263 203H264V201H263ZM76 204V203H75ZM233 205V206H232ZM243 205V204H242ZM262 205H264V204H262ZM139 206H137V208H135V209H128V210H126V211H124L122 214H119V216H114V214H113V219H114V223L116 222V220H115V217L117 218H119V219H117V222H118V220H119V223H120V225L121 226H119V224L117 223V225H115V227H112L111 229H110V227L112 226H110V224L112 223L113 224V222H111V223H108V222H110V221H108V222H104V219H102V218H99L98 217V214H87V212H85L83 215H82V217L81 218H83L82 220L83 221H85V223L86 224H88V225H86L85 224V226L84 227H82V229L81 228H72V229H70L69 231H71V232H69V234H67V237L66 238H64V240H61L62 241V245H68L70 248H72L75 252H79L82 248H85V249H87V248H90V247H92V246H95L96 245V243H95V245H94V242H95V239H97L98 237H99V234L101 235V232L102 231H106V230H108V231H106L107 233L109 232V230L111 231V232H115V234H116V232H118V233H120L121 234V232H122V238H118V236H114V233H113V236L114 237H112V238H115V237H117L116 239V241L115 240H113V241H111V240H109V238H111V237H109L108 238V240L109 241H107V240H104L103 242H102V244L101 245H99L98 247H97V249H96V246L95 247H92V249H94L93 251H92V249H91V251H90V255H88V256H86L84 259L86 260V262H87V264H135V262H136V260H133V258L134 257H144V258H147V260L149 261L147 264H165V263H167L168 261H166V259H164L163 258V256H165V255H170V256H172V255H180V253H187V252H185V251H181L180 249H182V248H185L186 247V245H185V243L182 241V240H177L175 243H171L170 242V240H169V238L167 237V240H169L168 242H166L165 241V239H163L162 237H160V235L159 236H156L157 234H153V236H150V235H152V232L150 233L149 231H150V227L153 225V224H151V223H148L147 222V220H144L142 217H141V212H139V208H138ZM234 207V208H235ZM238 207H242L243 208V206H238ZM238 207H236V208H238ZM243 210V209H242ZM241 210V211H242ZM141 211V210H140ZM178 215H180V217L182 216V214H177V216ZM214 215H215V213H213V214H210V215H208L207 216V218H209V217H214ZM238 215V214H237ZM111 216H108V219H109V217H111ZM183 216H185V215H183ZM242 216V215H241ZM253 219H259V220H261V218H264V215L263 216H260L259 218H257V216L256 215H254L253 214ZM258 216H259V214H258ZM111 217V218H112ZM150 220V219H149ZM148 220V221H149ZM262 220H264V219H262ZM113 221V220H112ZM144 221H146V225H149L148 227V229L149 230H146L147 229V226H146V228H144L146 231H145V233L146 232H148V233H146V235H149L150 236V238L148 237H144V236H146V235H143V233L142 234H140V235H143L142 237H138L137 239H134V238H136V235H134L133 234V232L134 233H137L138 232V229L139 228H141L140 229V232H141V230L144 232V229L142 228V227H140L141 225H143L142 224V222H144ZM247 223H246V222ZM150 222V221H149ZM244 222V223H243ZM180 223V222H179ZM109 224V226L110 227H107V225ZM170 224H171V226L173 225L174 226V224H173V222H171V223H169V224H166L165 226H170ZM128 225H130V226H128ZM132 225V226H131ZM151 225V226H150ZM176 225V224H175ZM179 225V224H178ZM180 225H181V223H180ZM93 226L95 227V226H99L98 227V229L100 230V228H102L101 229V231L100 232H98V231H96L95 229H96V227H95V229H93ZM117 226V227H116ZM128 226V228H129V232H130V237L129 236H125V237H123L124 236V234H123V228L124 227H127ZM144 226V227H145ZM156 226L157 225H153V230L152 231H155L156 229ZM172 226V227H173ZM219 226V225H218ZM217 225H216V227H218ZM130 227H134L135 229H133V228H130ZM158 227V226H157ZM213 227H215L214 225H213ZM220 227V226H219ZM128 228L126 229L127 231H128ZM162 229H163V231H165L166 229L164 228V227H161ZM176 228H178V226H176ZM175 228V229H176ZM245 228V229H244ZM104 229V230H103ZM125 229V228H124ZM137 230L136 232L135 231H133V230ZM158 230V232H159V229H160V227H158L157 228ZM162 229L160 230V231H162ZM165 229V230H164ZM173 229H174V227H173ZM174 229V230H175ZM202 229V228H201ZM130 230H132V234L134 235H132L131 234V231ZM167 230L169 231L170 229H168V227H167ZM167 230H166V232H167ZM173 230V231H174ZM178 230V229H177ZM221 230V229H220ZM125 232V230H124V233L126 234V233H128V232ZM157 231H155V233H158ZM170 231H172V229L170 230ZM203 231V230H202ZM222 231V230H221ZM49 232H51L52 233V231H49ZM94 232V233H93ZM97 232L99 233L98 235H97ZM139 233V232H138ZM144 233V234H145ZM150 233V234H149ZM161 234H164L165 232H160ZM159 233V234H160ZM171 233V232H170ZM222 233V232H221ZM112 234V233H111ZM110 234V235H111ZM166 234V233H165ZM175 234V233H174ZM107 236H109V234H106ZM105 234H104V236H103V238L106 236ZM98 236V237H97ZM106 236V237H107ZM154 236H156V237H159L158 238V240H160V238L161 239H163V241L164 242H162V240L161 241H158V240H156L157 238H155ZM48 237H50L51 239L50 240H47L46 242H44L43 244H40V245H38V243L36 244L35 243V245H32V246H30L29 248H28V251L27 252H29V253H31V255H32V258H29V261L26 263V264H32L34 261H49V260H52V262H53V260H54V258H49L50 256H52L51 255V252H53L52 251V248H53V244H54V242H56V241H58L59 239H57V238H53V237H51V236H48ZM144 237V238H143ZM155 238V240H153V238ZM100 238H102V237H100ZM152 238V239H151ZM237 238H239V237H237ZM237 238H229V237H223V239L221 240L220 238V240H217V242H216V245H215V247H218V248H223V251H225V252H231V253H234V251H237V250H240V248L239 247H236L235 249H237V250H233V248L231 249V246H228V245H231L235 240H237ZM151 239V240H150ZM244 239V238H243ZM94 241V242H93ZM242 243L241 244H243V245H248L251 241H248V240H245V241H241ZM91 245V244H93L92 246H89V247H86V246H83L84 244L85 245ZM87 245V246H88ZM227 245V246H226ZM38 247V248H37ZM256 249V248H255ZM246 250H247V247L246 246H244V247H242V249H241V251L242 252H246ZM103 251H107V252H109V258L108 259H106V261L104 262V260H101V256L103 255V254H107V253H102ZM168 251H170V252H168ZM248 251V250H247ZM222 252V251H221ZM256 252V251H255ZM102 254V255H101ZM69 255H72L71 253L70 254H68L67 256H66V260H68V256ZM219 254H217L216 256H218ZM256 255H260L259 253H257ZM261 256V255H260ZM72 258L73 259H76V258H78L77 256H75V255H73L72 256ZM19 260V259H18ZM17 260V261H18ZM187 260H189V259H187ZM160 261L162 262V263H160ZM171 262V261H170ZM189 262H190V260H189ZM13 263H15V260H14V262ZM57 263H59V261H57ZM191 263H192V261H191ZM16 264H17V262H16ZM20 264H25V263H20ZM170 264H173V263H170Z\"/></svg>","mask_w":264,"mask_h":264},{"label":"snow or ice","instance_id":"6c2138e0","mask_svg":"<svg viewBox=\"0 0 264 264\" xmlns=\"http://www.w3.org/2000/svg\"><path fill=\"white\" fill-rule=\"evenodd\" d=\"M201 227L204 229L203 231H201ZM166 236L171 243H175L177 240H182L185 243L186 247L180 250L188 253L187 258L192 261V264H210L206 258L219 254L223 250L215 247L217 238L222 240L223 234L210 225L197 226L183 222L175 234L168 232ZM59 251L61 255L72 254L68 256L67 264H77V261L72 258L73 255L79 257V264H87L84 258L90 255L91 249L82 248L79 252H75L68 245H62Z\"/></svg>","mask_w":264,"mask_h":264}]
</instances>
